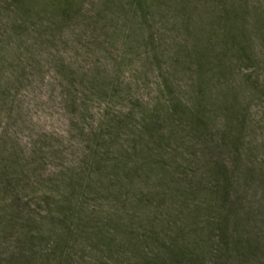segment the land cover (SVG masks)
Masks as SVG:
<instances>
[{"label": "rangeland", "instance_id": "rangeland-1", "mask_svg": "<svg viewBox=\"0 0 264 264\" xmlns=\"http://www.w3.org/2000/svg\"><path fill=\"white\" fill-rule=\"evenodd\" d=\"M0 264H264V0H0Z\"/></svg>", "mask_w": 264, "mask_h": 264}]
</instances>
